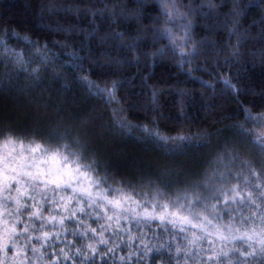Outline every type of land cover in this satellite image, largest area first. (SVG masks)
<instances>
[{
  "label": "snow or ice",
  "instance_id": "1",
  "mask_svg": "<svg viewBox=\"0 0 264 264\" xmlns=\"http://www.w3.org/2000/svg\"><path fill=\"white\" fill-rule=\"evenodd\" d=\"M101 2L40 0L36 7L41 19L83 8L90 22L97 13L112 24L135 20V34L98 35L97 25L81 29L77 44L67 37L41 42L11 24L0 29V92L14 102L10 110L0 105V264H264V87L259 103L240 99L253 91L243 68L264 66V7L244 24L243 0H154L148 15L145 0L131 8ZM77 27L55 22L57 32ZM221 28L227 39L214 38ZM167 53L185 76L175 86L177 114L160 110V90L151 85V115L130 119L137 102L121 92L129 81L120 69ZM149 78L145 73L141 84ZM188 78L205 88L222 84L236 118L186 131L189 94L179 85ZM53 85L55 97H45ZM36 87L40 94L29 95ZM74 89L100 99L103 110L70 111ZM21 94L29 96L23 105ZM221 119L229 117L216 123ZM126 140L137 150L124 152Z\"/></svg>",
  "mask_w": 264,
  "mask_h": 264
},
{
  "label": "trees",
  "instance_id": "2",
  "mask_svg": "<svg viewBox=\"0 0 264 264\" xmlns=\"http://www.w3.org/2000/svg\"><path fill=\"white\" fill-rule=\"evenodd\" d=\"M40 0H0V29L4 27L5 24H11L13 26H20V30L30 31L33 34V38L39 37L41 42L48 41H61L66 37L70 40L74 39L77 44L79 41L83 40L84 37L81 35V29L95 27L99 25L100 31L98 35H104L105 33H110L113 29L117 31H125L126 35L135 34L137 23L135 20L131 19H122L120 23L112 24L107 22L106 19L102 20L100 13H97V19L95 22H90V13H84L83 8H81V13L78 15L74 10L72 13L65 14L61 13L60 15L63 19L59 17H44L41 19L38 15L37 5ZM66 3L78 2V0H64ZM109 5L113 4H125L130 8L135 7V0H106ZM187 2V0H185ZM200 0H197L199 3ZM85 3H89L90 6L95 8H102L103 2L101 0H85ZM147 7H145L144 12L146 15L154 14V0H145ZM243 3L247 5V16L244 20V24H247L249 20L253 17H259L261 15V9L264 5L261 4V0H243ZM225 8L221 11L226 10ZM108 12L104 13V16L107 17ZM63 24L65 27L69 23L77 25V30L75 32H57L55 29V22ZM210 22V21H209ZM147 23V21H143ZM204 24L201 23L197 28V33L199 35H204ZM257 29H253L252 36L250 40L254 46H258L259 37L256 36ZM214 38L219 39L223 37L227 39V32L224 28H221L218 33L213 34ZM150 37V34H149ZM254 38V39H253ZM94 43V41H93ZM160 43H163L161 41ZM148 44L151 45V40H148ZM52 46V44H50ZM112 48L113 54L115 55L119 49L115 47L114 44L107 45ZM159 46V45H156ZM57 51H67L61 50L59 48ZM131 55V53H130ZM67 58V57H65ZM85 66H88V61H85ZM187 67V65H185ZM225 68L220 69L221 72L225 71ZM145 73H148L150 78L147 80V85L141 84V79L144 77ZM236 68L233 67L232 74L233 80L236 79L235 76ZM135 74V80H132V75ZM120 75L122 77L128 78V85L126 89H122L121 92L127 91L130 95L129 98L132 101H136V107L132 110V115L129 116L130 119L139 122L145 119V116L151 115V108H146L145 105H150L151 102V89L148 86L155 85V87L160 90L158 96V102L161 105L160 110L163 111L166 115L175 116L178 112V97L175 95V86L177 81L185 80V76L180 72V70L175 65V59L171 56V53H167L164 57L157 60L154 64H145L141 60L140 64H130L125 65L120 69ZM197 76L203 77L205 80L213 79L212 76L208 75L206 72H197ZM243 78L244 86L251 87L252 94L242 95L241 100L247 102L248 100H254L256 103H259L261 97L258 95L259 89L264 87V66L260 64L249 63L246 67L243 68L241 72ZM96 77L93 76V79ZM169 86H172L173 90L168 91ZM187 89L189 94V99L184 102L188 105V113L192 117V120L189 123L184 125L186 131L192 130H204L207 129L211 131L212 128L220 127L222 124L226 125L231 122L232 119H235V112L237 109L236 102L230 97L227 96V91L224 89V86L220 83L215 85V89L205 88L199 82H194L191 78H188L187 83L179 85ZM56 85H53L47 91L43 93L45 97L49 94L55 97ZM40 87L33 89V92L29 95H39ZM76 92V103L70 107V111L76 112L82 107H95L97 109L103 110V102L98 98L85 99V95H81L82 89H74ZM203 94V95H201ZM29 99V96L20 95L19 102L21 105L25 104ZM227 100V102H225ZM4 103L8 104L9 110L12 107L13 101H6L3 92H0V105ZM2 110V109H0ZM258 111L259 109H253ZM25 111L27 109L21 108V117L23 118ZM52 111L51 108L44 110L42 109L37 116L43 117L50 114ZM228 116L229 119H221V123H216L217 118H222ZM211 126V127H210ZM120 148L124 152L131 154L137 150V145L131 141H123L120 145ZM195 159V157H193Z\"/></svg>",
  "mask_w": 264,
  "mask_h": 264
}]
</instances>
